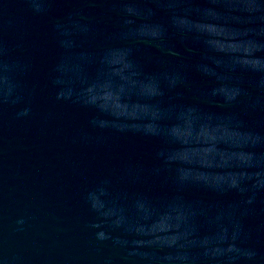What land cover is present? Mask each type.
<instances>
[{
    "label": "water",
    "instance_id": "95a60500",
    "mask_svg": "<svg viewBox=\"0 0 264 264\" xmlns=\"http://www.w3.org/2000/svg\"><path fill=\"white\" fill-rule=\"evenodd\" d=\"M0 264H264V0H0Z\"/></svg>",
    "mask_w": 264,
    "mask_h": 264
}]
</instances>
